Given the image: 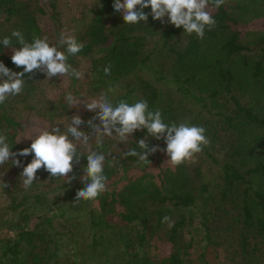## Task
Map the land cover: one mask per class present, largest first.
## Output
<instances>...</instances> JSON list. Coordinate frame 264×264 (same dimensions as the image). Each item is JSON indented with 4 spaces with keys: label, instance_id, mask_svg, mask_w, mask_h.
Instances as JSON below:
<instances>
[{
    "label": "trees",
    "instance_id": "1",
    "mask_svg": "<svg viewBox=\"0 0 264 264\" xmlns=\"http://www.w3.org/2000/svg\"><path fill=\"white\" fill-rule=\"evenodd\" d=\"M0 0V41L19 30L27 42L48 37L61 51V33L84 44L68 56L82 74L48 80L34 70L24 77V90L0 104V134L11 151L30 147L23 141L26 116L51 128L53 120L70 113L65 96L78 91L92 98L108 92L113 103L145 100L159 109L165 123L202 126L210 144L179 166L167 163L166 151L149 156L150 165L124 151L147 137L150 146L166 149L163 139L137 130L122 144L105 138L107 191L96 200L77 201L83 189L88 150L78 146L79 163L69 177H51L43 168L25 189L22 167L0 165V264H264V29H250L264 19V0H225L215 8L216 20L204 38L152 19L125 24L114 0ZM46 21L48 31H43ZM19 49L16 38L9 46ZM12 50L0 43V62L21 72ZM111 65L110 75L103 69ZM57 78L65 80L58 98L51 99ZM87 122L95 113L83 110ZM82 131H87L82 126ZM116 162H112V158ZM23 166L33 159L17 157ZM217 170L204 177L202 165ZM10 177L12 185L8 183ZM63 179V178H62ZM7 185V186H6ZM60 192L58 211L47 197ZM21 193V194H19ZM165 216L167 223L162 222ZM157 242L168 245L158 255Z\"/></svg>",
    "mask_w": 264,
    "mask_h": 264
},
{
    "label": "clouds",
    "instance_id": "2",
    "mask_svg": "<svg viewBox=\"0 0 264 264\" xmlns=\"http://www.w3.org/2000/svg\"><path fill=\"white\" fill-rule=\"evenodd\" d=\"M225 0H114L113 8L119 13L125 24H139L148 21L145 9H151L153 20L168 23L176 28H182L187 34H196L200 39L204 38L205 29L212 30L216 26V20L207 11L209 4L215 8L221 7ZM16 38L21 47H9L12 38ZM5 48L12 50L11 60L17 67L23 68L21 72H14L0 62V104H3L10 96L19 95L25 86V75L34 70L42 72L48 80L58 76H74L80 79L82 74L68 63L69 55H76L84 48V44L77 41L73 35L61 33L59 44L66 45V50L61 51L57 45H50L48 37L34 36L32 42H27L19 30H13L11 37H4L0 41ZM105 76L110 75L111 65L103 69ZM115 89L109 88L108 92ZM108 92L96 99L84 103L85 110L95 113V118L85 122L79 115H73L70 123L61 128L59 125L50 129H38L30 138V147L18 152L11 151L7 143V136L0 134V165L9 162L23 170L20 177L25 189L30 188L37 180L36 173L43 168L51 177H63L70 183L76 179L69 177L73 172V164L79 163L78 145L88 150L87 165L83 169V189L76 193L77 201L96 200L103 192L107 191V176L104 174L106 154L91 149L90 141L95 140L97 147H103L105 138H116L122 144L137 130H147L148 136L156 140L163 139L166 149L159 145L150 146L147 137L140 139L137 148L124 151V158L136 157L138 162L150 165L149 156L157 151H166L170 158L167 163L179 166L185 161L193 159L196 154L210 144L206 136V130L202 126L189 125L187 123H165L159 109L149 110L147 101L138 100L129 103L121 99L113 103ZM70 106H76L81 101L72 93L65 96ZM85 127L87 131H82ZM33 154V159L27 166H23L17 157H27ZM116 158H112V163ZM7 186V185H6ZM169 217L163 218L164 223Z\"/></svg>",
    "mask_w": 264,
    "mask_h": 264
},
{
    "label": "rangeland",
    "instance_id": "3",
    "mask_svg": "<svg viewBox=\"0 0 264 264\" xmlns=\"http://www.w3.org/2000/svg\"><path fill=\"white\" fill-rule=\"evenodd\" d=\"M68 3L72 5V11H77L80 8V4L77 2H74V0H68ZM207 11H209V9L207 8ZM210 12V11H209ZM43 26H42V30L43 31H48L49 26L46 24V21L42 22ZM250 29H264V19L255 21L254 23H252L249 27ZM65 87V80L63 78H57V85L55 86V89L51 92L52 94V98L51 99H56L58 98V92L62 90V88ZM79 93V97L78 99L81 101V103L79 105L76 106H70V113H68V116L65 117L66 114H62L61 116H58L57 118H55V120H53V123L51 125V127L59 125L62 129L65 128L71 121V117L73 115H79L80 117L82 116V114L84 113L83 110H85V108L83 107L84 103L90 101L91 99H96V98H92L87 96L84 93V88L82 87V89H80L78 91ZM74 97H76L75 95H73ZM26 124L24 125V128L22 130V134H21V138L22 140L25 141H29L31 140L30 138H32L38 129H45V127H42L38 124L37 120L32 117V116H26ZM80 146V145H78ZM217 168L213 165V164H209V163H204L202 165V173L204 175V177H210V175H213L216 172ZM63 178V177H62ZM58 180L57 183L54 184V186L58 187L57 185H61L62 182L64 181L65 178ZM11 178L7 177V181L8 183H10V185L13 184L12 181H10ZM21 194V193H19ZM47 199H49V201L52 202V204H50V209L51 211H58V203L60 201V192L58 190L51 192L49 194V196L47 197ZM4 200V198L2 197L1 193H0V204L2 203V201ZM157 252L158 255H165L168 252V245L166 243L163 242H157ZM217 264V263H215Z\"/></svg>",
    "mask_w": 264,
    "mask_h": 264
}]
</instances>
